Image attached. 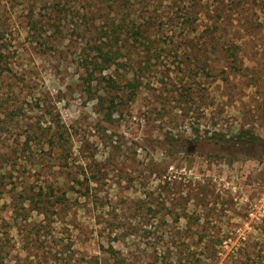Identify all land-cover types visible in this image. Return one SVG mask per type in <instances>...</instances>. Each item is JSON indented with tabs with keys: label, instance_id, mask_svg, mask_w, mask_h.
I'll return each mask as SVG.
<instances>
[{
	"label": "rangeland",
	"instance_id": "374dc122",
	"mask_svg": "<svg viewBox=\"0 0 264 264\" xmlns=\"http://www.w3.org/2000/svg\"><path fill=\"white\" fill-rule=\"evenodd\" d=\"M0 264H264V0H0Z\"/></svg>",
	"mask_w": 264,
	"mask_h": 264
},
{
	"label": "trees",
	"instance_id": "16d2710c",
	"mask_svg": "<svg viewBox=\"0 0 264 264\" xmlns=\"http://www.w3.org/2000/svg\"><path fill=\"white\" fill-rule=\"evenodd\" d=\"M102 54H103V53H102ZM102 56L104 57V59H105L106 61L110 60V59L108 58V55H102ZM244 134H248V135H249L248 138H247V140H251V141H253V140L258 139V138L256 137V135H254V134H253L251 131H249V130H242V131L239 133L238 137L241 138Z\"/></svg>",
	"mask_w": 264,
	"mask_h": 264
}]
</instances>
